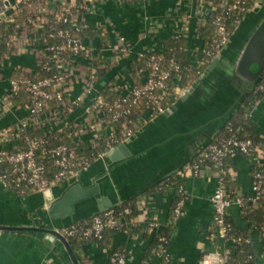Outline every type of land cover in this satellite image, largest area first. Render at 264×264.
Wrapping results in <instances>:
<instances>
[{"label": "crops", "instance_id": "0c3cea01", "mask_svg": "<svg viewBox=\"0 0 264 264\" xmlns=\"http://www.w3.org/2000/svg\"><path fill=\"white\" fill-rule=\"evenodd\" d=\"M208 9V5L201 4L199 0H147L135 3L102 0L83 15L82 19L92 28L106 30L109 42L98 50V37L85 35L84 40L94 48V57L110 62L107 77H115L118 84H125L129 78L132 79L130 65L140 52L159 51L164 39H174L183 33L182 29H185L183 36L187 37L190 47L201 45L196 27L199 18ZM118 35L125 36L129 45L128 50L119 56L112 51ZM24 43L23 48L9 54L0 63V103L13 70H31L38 64L35 49ZM87 62L89 60L81 57L77 66L68 67L69 70L73 68L75 73L68 91L70 99L85 96L86 84L81 79V73L87 69ZM195 83L196 87L188 96H181L170 109L150 118L134 131L129 140L124 142L129 155L116 160L107 154L100 157L81 171L82 178L78 182L86 187L92 185L97 178L102 185V193L108 195L114 205L149 191L172 174H181L184 161L194 159L202 147L220 132L229 116L248 94H242L240 79L222 77L218 65L207 69ZM101 85L102 81L97 87ZM88 99L91 96H86L84 103ZM248 111L256 130L264 136V100ZM83 113L81 107L77 108L72 119L81 118ZM26 115L27 111L23 108L12 107L1 111L0 131L18 124ZM9 144L7 142L6 145ZM227 164L232 185L236 187L235 196L242 198L251 194L252 171L256 166L264 165V159L258 155L253 158L238 154L232 156ZM174 169L179 170L174 173ZM219 182L220 173L209 163L201 176L185 177L183 204L176 220L177 233L168 248L171 264H219L222 256L230 251L229 245L216 235L214 224L211 198ZM57 187L63 189V193L68 184ZM52 192L55 198L62 195L56 194L53 187ZM173 196L172 189L167 193L158 191L142 196L139 200L142 211L135 219L142 231H117L113 245L108 248L99 246L95 241L82 243L77 249L72 247L80 263L107 264L110 253L118 245L127 251L126 264H140L155 231L149 224L154 221L161 225L166 221ZM50 208L44 193L35 192L19 197L0 181V225H36L61 229L64 227L62 219L51 217ZM228 218L241 230L249 227L241 206L236 202L228 208ZM250 234L260 255L263 252L261 237L257 231H250ZM0 264L73 262L64 244L60 240L53 242L46 238L44 232L0 229ZM148 264L162 262L159 258L152 257ZM258 264H263L261 258Z\"/></svg>", "mask_w": 264, "mask_h": 264}, {"label": "built area", "instance_id": "2783aa9c", "mask_svg": "<svg viewBox=\"0 0 264 264\" xmlns=\"http://www.w3.org/2000/svg\"><path fill=\"white\" fill-rule=\"evenodd\" d=\"M4 1L6 5L0 9V22L4 19L8 23L12 22L13 25H8V28L15 30L8 42L9 50L4 58L23 48L24 42H26L35 49L38 64L31 70L21 68V73L17 77L11 74L7 91L1 99L0 112L12 107L23 108L26 109L27 115L18 124L7 126L0 131V181L5 186L13 188L17 193L24 194L29 189L44 193L48 188H52L53 179L49 176V164L41 160L39 156L51 159L53 164L60 168L55 175V182L60 186L76 183L79 181L78 172L86 170L94 161L106 155L111 149L129 140L134 130L141 127L150 118L166 111L162 102L168 95L171 70L161 66L159 60L162 55L153 54L147 66L141 69L137 84L130 78L125 84H118L116 81L114 89L120 98L112 102L96 101L102 85L97 87L101 79H97L91 69L90 57L93 56L94 48L78 32L89 27V23L83 20L82 16L94 9L102 0H82L80 3L76 0ZM117 1L135 3L147 0ZM199 2L207 4L209 9L199 18L197 25L205 24L208 19L214 20L217 48L221 53L228 46L230 40L225 20L228 19L231 9H236L241 0H199ZM263 3L262 0H257L254 9H259ZM217 10H220L221 14L212 15ZM182 30L183 33L174 39L179 40L183 37L186 32L185 29ZM55 37L63 39V41L59 44H51L49 41ZM117 37L112 51L119 56L128 50L129 45L125 36L118 35ZM186 49L192 67L201 73L203 67V62L200 60L202 44L193 48L188 45ZM162 50L163 47L159 51H143L137 57H143L148 52L157 53ZM81 57L89 60V63L86 64V66L88 65L87 69L84 68L85 70L81 73V79L86 84L85 96L70 99L68 91L75 73L73 68L69 70L68 67L77 66ZM42 65L47 69L57 70L55 78H45L37 82L28 81L25 74ZM171 67L176 71L179 70V65L174 61L171 62ZM53 80L57 82L55 87L52 86ZM173 82L174 90L180 97L189 90L179 87L176 78ZM23 89L30 93L32 99V103L25 108L16 104L13 98ZM253 89L264 91V83L257 87L255 85ZM88 95L91 96V99L84 103V99ZM142 99H146L148 105L143 115L134 120L128 119L127 115L131 114V108H124L123 101L134 105ZM80 107L84 111L83 115L81 118L73 120V112ZM71 121L75 127L76 146L84 145L86 148H94L104 143V151L93 160L88 156H82L77 147L66 144L47 147L45 146L47 140L43 136L27 134V131L33 128L42 130L46 136L53 130L62 131ZM21 139L25 140L26 147L10 152L9 148ZM7 142L10 144L6 145ZM203 152V161H208L220 173V182L211 198L216 235L229 245V250L234 245L252 242L253 240L248 237L230 236L232 223L228 219V208L233 202L242 206L243 198L232 196L223 186L222 162L226 157L238 154L253 158L258 155L264 159V146H256L251 139L231 138L222 142H209L203 146ZM208 163L200 164L189 161L182 167L181 174L185 177H199L203 174L204 167ZM258 167L264 168V165ZM254 177L262 179L263 174L257 172ZM261 182L252 185L254 199L264 196ZM180 190L184 192V187H181ZM182 204L183 200L177 204L175 209L177 216L181 212ZM125 213L129 214L131 210L127 208ZM123 223L124 219L117 218L111 208L94 215L87 224L76 223L58 230L66 237L78 235L85 239H101L105 229L118 230ZM149 226L156 230L160 225L153 221ZM226 255L222 256L219 264H224ZM155 257L161 261V248L155 250ZM260 258L264 262V252L259 255ZM168 259L165 257L166 261ZM126 261L127 253L115 252L107 264H126Z\"/></svg>", "mask_w": 264, "mask_h": 264}, {"label": "trees", "instance_id": "16d2710c", "mask_svg": "<svg viewBox=\"0 0 264 264\" xmlns=\"http://www.w3.org/2000/svg\"><path fill=\"white\" fill-rule=\"evenodd\" d=\"M80 3L82 0H76ZM257 0H241L236 9H231L229 17L225 20L227 31L230 35L235 33L236 29L244 19L246 13L254 9ZM6 5L4 0H0V9L4 8ZM221 14L220 10H217L212 13V15L217 16ZM216 18V17H215ZM8 25H13L12 22L9 23L4 19L0 22V63L4 60V55L8 52V42L11 39V36L14 34V29H9ZM3 35H2V33ZM196 31L201 38L202 44V52L200 53V60L203 62L202 72L198 73L195 68L192 67L191 62L189 60L187 46L188 40L186 36L181 37V39H173L168 38L163 41V50L161 52H148L143 57H137L134 61L131 62L130 75L132 76V80L135 84L139 82V73L142 68L147 66V63L153 54L162 55L159 62L162 67L171 70V78L168 82V95L165 100L162 102L163 106L166 110L170 109L175 102L180 98L177 92L174 90V79L176 78L179 84V87L189 89L198 79L202 77L204 72L209 68L211 62L215 57L219 55V49L217 48V33H216V24L214 20L208 19L205 24L197 25ZM78 34L84 38L85 35H91V37L95 36L99 38L98 50H101L106 44L109 42V34L103 28H92L90 25L88 28L83 29L78 32ZM63 41L58 37L52 38L49 42L51 44H59ZM174 61L179 65V70L176 71L171 67V62ZM91 69L94 72V75L97 79H101L103 82L101 90L98 92L96 97V101L103 100L106 102H112L116 99L120 98V95L115 91L114 84L116 83L115 77H107L108 72L110 71V62L104 58H96L91 56ZM51 64V62H49ZM79 65V63H78ZM21 73V68H17L12 72L14 76H19ZM57 75V70L55 69H47L46 67L38 66L32 72H28L25 74L26 79L30 82H37L41 79L45 78H55ZM107 77V78H106ZM106 78V80L104 79ZM264 83V76L256 83V87L260 84ZM57 82L55 80L52 81V86L55 87ZM14 101L16 104L21 105L22 107H26L32 103L31 95L28 91L23 89L18 94L14 95ZM264 100V91L252 89L246 95V97L240 102L236 111L233 112L225 126L220 130L219 133L210 141L213 142H222L231 138L235 139H251L256 146H264V136L259 133L255 125L249 115V108L260 103ZM124 108H131V114L127 115L128 119H136L143 115L147 108V100L142 99L137 104L131 105L128 101H123ZM131 126V123H129ZM135 131V130H134ZM28 135L43 136L47 143L45 146L47 147H56L59 145H70L77 147L78 152L83 156H88L92 160L94 157H97L100 153L104 151V143H102L98 147L94 148H86L84 145H75V127L73 122H69L67 126L62 130H53L46 136L44 135L42 130L39 129H29L27 131ZM26 147L25 140L21 139L17 144L13 147L9 148L10 152L18 151L24 149ZM41 160L46 161L49 164V176L51 177L52 183L51 186L59 185V183L55 182V175L59 172L60 168L55 166L51 159L46 157L39 156ZM204 152L203 147L199 151V153L195 156L191 162H197L200 164L208 163V161H203ZM231 158V156L226 157L222 162V167L224 169V173H222V183L225 189L232 195H236V187L232 185L233 180L229 174V166L227 161ZM226 170V171H225ZM257 172H261L263 174L262 179H256L254 175ZM252 179L253 183H260L261 181V189L264 192V168H260L256 166L252 171ZM185 176L180 173L172 174L170 177L165 178L152 189L147 192L142 193L141 195L134 196L127 200L118 202L114 204L112 210L115 215L119 219H124V223L122 226L116 229H105L103 231V236L101 239H85L81 236H68L71 246L74 249H77L79 245L88 241H95L99 244V246L103 248H108L113 245L114 235L117 231L126 230L132 233H140L142 231V227L135 222L136 217L141 213L142 209L140 207L139 200L142 196L150 195L154 192H164L167 193L169 190H173V199L170 204V208L168 211V215L166 221L161 224L152 234L150 245L146 251L145 257L140 264H148L149 258L155 257V250L161 248L162 259L161 262L163 264H171L172 259L170 254L168 253V248L170 246L171 240L175 237L177 233V215L175 209L177 204L184 199V192H181L180 188L184 187ZM8 188L14 192L17 196H29L32 193L37 192L34 189H29L26 193H17L13 188ZM243 205L241 206V210L243 212V217L248 221L249 227L247 230H241L232 223V230L230 231V236L233 237H242V238H251L250 231H257L261 237L263 243V252H264V196H260L259 198L254 199L253 192L247 196H243ZM129 208L131 213H125V210ZM91 221V218L86 219L79 224H87ZM253 240V239H252ZM115 252L127 253V251L121 247L116 245L112 253H110V257ZM165 257H168V261L165 260ZM259 261V253L257 252L254 246V240L250 243H242L238 245H234L231 247L230 251L227 253L225 257L224 264H258ZM264 264V262H263Z\"/></svg>", "mask_w": 264, "mask_h": 264}, {"label": "water", "instance_id": "95a60500", "mask_svg": "<svg viewBox=\"0 0 264 264\" xmlns=\"http://www.w3.org/2000/svg\"><path fill=\"white\" fill-rule=\"evenodd\" d=\"M241 40H243V42L240 45L242 49L239 54L229 53V48L227 46L213 59L208 70L217 65L221 66L219 71L222 77H234L241 80V92L245 95L249 93L250 90L255 87L256 83L264 76V10L260 15L257 25L247 32ZM237 47H239V44H237ZM196 84L197 83H194L183 96H188L189 93L193 91L194 87H196ZM129 154L130 152L125 143L117 145L107 153L113 160ZM189 161L191 160L184 161L183 166ZM178 170L174 169L172 172L175 173ZM97 180V178L94 179L93 184L86 187L78 181L70 184L58 198H55L53 195L52 188H48L44 192V196L46 203L51 207L49 211L50 216L53 218H61L64 226H70L111 209L114 206L113 202L108 195L102 193V185L100 181ZM0 229L9 231L28 230L44 232L46 238L51 239L53 242L55 240H60L64 244L73 264H81L69 240L58 229L36 225H0Z\"/></svg>", "mask_w": 264, "mask_h": 264}, {"label": "rangeland", "instance_id": "374dc122", "mask_svg": "<svg viewBox=\"0 0 264 264\" xmlns=\"http://www.w3.org/2000/svg\"><path fill=\"white\" fill-rule=\"evenodd\" d=\"M262 1L264 2V0H262ZM263 10H264V3L259 9H256V10L253 9V10L248 11L246 13L244 19L242 20V22L240 23V25L236 29L235 33L232 34V36L230 37V40H229V43H228V48H229L228 52L229 53L232 52V53H235V54H239V52L242 49V47H240V45L243 42V40H241V38L247 32H249L252 28H254L255 25H257V23L259 22L260 15L263 12ZM237 44H239V47H237ZM218 68H221V66H218ZM77 177H78V179L82 178L81 172L77 173ZM53 188H54V191H55L56 194L62 193L63 189H59L57 187V185L53 186Z\"/></svg>", "mask_w": 264, "mask_h": 264}]
</instances>
